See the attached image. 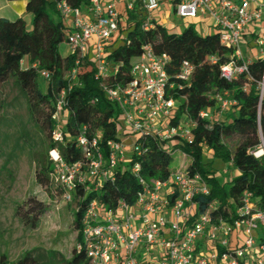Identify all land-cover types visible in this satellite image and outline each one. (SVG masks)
<instances>
[{"label": "built area", "instance_id": "built-area-1", "mask_svg": "<svg viewBox=\"0 0 264 264\" xmlns=\"http://www.w3.org/2000/svg\"><path fill=\"white\" fill-rule=\"evenodd\" d=\"M161 5L162 0H90L85 7L73 6L67 0L56 3L65 24L68 52L77 56L76 67L69 74L70 88L77 80L78 65L87 58L92 60L108 99L121 109L124 131L120 135L126 132L136 137L108 140L104 147L101 134H89L88 125H83L76 139L81 159L67 162L58 147L51 148V181L66 201H73L79 188L96 191L104 181H114L120 165L123 170L130 169L141 184L134 203L121 198L115 207L108 208L98 198L89 202L81 221L78 249L86 248L89 264H264V207L251 191L242 193L234 211L227 206V215L214 214L218 208L215 202L194 216V198L210 192L200 173H192L187 165L163 180H147L141 174L139 157L146 149L137 143L139 137L155 135L169 144L166 150L173 155L177 151L173 150L174 142H192L199 124L198 118L190 117L181 106L186 97L180 91L190 86L195 71L189 60H184L172 76L168 73L169 55L158 54L146 44L131 66L130 80L114 85L106 82L119 70L108 60L107 46L119 34L123 12L141 13L142 27L148 30L159 22L156 14ZM171 9L181 19L200 15L212 19L221 43L233 51L221 66L227 80L251 76L250 59L245 58L242 44L248 51L257 49V56L264 61V0H174ZM38 72L44 79L51 76L45 69ZM258 89L262 102L264 71ZM215 99V110L203 109L199 118L212 121L237 103L228 91H218ZM66 103L64 90L57 101L58 124L52 132L58 143L64 142L61 125ZM250 153L256 158L263 156L264 141ZM206 157L210 158L209 152ZM232 165V161L226 164L225 173Z\"/></svg>", "mask_w": 264, "mask_h": 264}, {"label": "trees", "instance_id": "trees-1", "mask_svg": "<svg viewBox=\"0 0 264 264\" xmlns=\"http://www.w3.org/2000/svg\"><path fill=\"white\" fill-rule=\"evenodd\" d=\"M26 1L27 10L33 15L31 27L22 17L14 20L0 18V82L10 78L15 80L26 97L31 116L34 118L37 113H43L51 133V148L58 147L67 162H74L82 158L76 144L82 126L88 125L89 134H101V144L106 147L108 140L121 139L120 132L124 130L120 121L122 112L118 105L108 99L102 81L96 76V65L89 58L78 65L77 80L70 88L69 74L76 67L77 56L69 52L64 55L60 51V46L66 43V31L56 7L59 0ZM67 1L76 7H85L90 2ZM122 16L119 34L107 46V58L118 65L119 70L106 80L107 84L125 83L131 79V66L146 44H151L158 54L169 55L168 73L172 76L179 72L184 60H189L195 66L190 86L181 90L180 94L186 97L181 104L182 109L190 117L198 118L199 124L192 142L175 141L173 145V150H181L190 157L189 170L200 173L210 186L209 194L194 198L197 202L194 216L206 211L215 202L218 208L214 214L227 215V206L234 211L245 190L251 191L260 206L264 207V155L256 158L250 153L251 148L264 141V99L260 101L258 89L264 61L260 57L250 59V77L227 80L222 76L221 66L230 59L233 51L221 43L217 30L202 34L195 24H190L181 32H170L161 22L145 30L141 13L124 11ZM212 57L216 58L215 62ZM23 61L25 66L22 65ZM38 69L49 71L50 78H42ZM64 90L67 101L64 110L69 114L61 125L64 142L58 143L52 132L58 124L57 101ZM218 91H228L236 100V105L225 113L222 120L218 116L212 121L199 118L201 110H215ZM181 113L182 110L178 111L177 116ZM236 136L239 140L232 149L227 141H232ZM137 143L143 150L146 149L139 157L141 174L147 180L169 178L172 173V154L166 150L169 144L153 134L139 137ZM207 152L214 160L206 158ZM215 160L225 164L232 161L237 174H230L227 181H222L216 175ZM52 169L50 160L37 172V182L51 186ZM140 188L141 184L132 171L123 170L120 165L115 169V180L104 181L100 189H77L74 195L77 202L74 224L78 243L82 242V217L92 199L98 198L108 208H113L121 198L134 203ZM46 210L47 205L43 201L30 197L16 212L27 226L35 228ZM59 256L56 252L40 253L33 249L13 262L2 254L0 264H89L84 246L75 248L70 259Z\"/></svg>", "mask_w": 264, "mask_h": 264}, {"label": "rangeland", "instance_id": "rangeland-1", "mask_svg": "<svg viewBox=\"0 0 264 264\" xmlns=\"http://www.w3.org/2000/svg\"><path fill=\"white\" fill-rule=\"evenodd\" d=\"M169 2H163L166 7L162 17L170 32H181L188 25L197 24L194 19H179L172 14ZM242 50L248 51L246 44H242ZM60 51L64 55L68 53L66 43L60 46ZM68 114L66 111L64 116ZM218 117L222 120L225 115ZM44 119L41 112L34 118L31 116L26 97L13 78L0 82V255H7L10 262L33 249L40 253L56 252L70 259L79 244L74 224L76 201H66L53 184L41 185L36 179L37 172L51 160V133ZM124 134L121 135L124 140L136 137ZM238 140L236 136L227 142L233 149ZM190 163V157L177 150L172 155L170 169L177 171ZM215 163L217 177L227 181L230 173H225L226 164L218 160ZM232 171L233 167L229 172ZM30 197L47 205L35 228L27 226L16 212Z\"/></svg>", "mask_w": 264, "mask_h": 264}, {"label": "crops", "instance_id": "crops-1", "mask_svg": "<svg viewBox=\"0 0 264 264\" xmlns=\"http://www.w3.org/2000/svg\"><path fill=\"white\" fill-rule=\"evenodd\" d=\"M169 6H170V12L174 14L173 10L171 9V4L174 2V0H169ZM164 0H162V5L160 10L158 11L157 18L159 19V22L164 24V17H162V10L166 6L163 4ZM166 2V1H165ZM176 16V14H175ZM18 17H22L26 20L27 24L29 27L32 26V19L33 15L27 10V1L26 0H16V1H11V0H0V18H8L10 20H14ZM179 18V17H178ZM181 19V18H179ZM194 22L197 23L195 24L197 29L202 33V34H208L216 29L213 26V21L210 19L208 16L200 15L198 18L194 19ZM165 26V24H164ZM249 35H247V39H249ZM245 54L246 59H253L257 56V51H243ZM231 169V168H230ZM232 175L237 174V171L234 169L232 172H228Z\"/></svg>", "mask_w": 264, "mask_h": 264}, {"label": "bare ground", "instance_id": "bare-ground-1", "mask_svg": "<svg viewBox=\"0 0 264 264\" xmlns=\"http://www.w3.org/2000/svg\"><path fill=\"white\" fill-rule=\"evenodd\" d=\"M260 153H262V151Z\"/></svg>", "mask_w": 264, "mask_h": 264}]
</instances>
